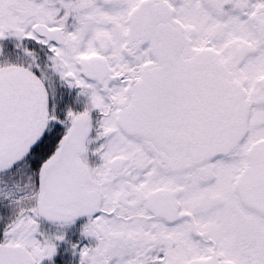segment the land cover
<instances>
[{
  "label": "snow or ice",
  "instance_id": "6c2138e0",
  "mask_svg": "<svg viewBox=\"0 0 264 264\" xmlns=\"http://www.w3.org/2000/svg\"><path fill=\"white\" fill-rule=\"evenodd\" d=\"M0 264H264V0H0Z\"/></svg>",
  "mask_w": 264,
  "mask_h": 264
}]
</instances>
